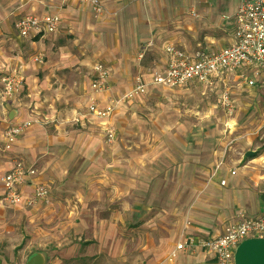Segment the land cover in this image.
<instances>
[{
  "label": "crops",
  "instance_id": "obj_1",
  "mask_svg": "<svg viewBox=\"0 0 264 264\" xmlns=\"http://www.w3.org/2000/svg\"><path fill=\"white\" fill-rule=\"evenodd\" d=\"M103 3L106 13L97 19L90 5L81 0H0V74L10 71L25 54H44L47 58L43 64L33 63L22 70V92L27 89L38 97L41 90L49 87L56 67L102 61L111 69V75L109 87L98 97L102 104L115 102L110 122L116 128L114 141L105 143L107 120L90 115L99 131L92 144L96 146L90 148L91 142L86 141L83 148L75 150L78 141L72 142L71 132L64 136L36 125L28 127L11 150L3 149L0 177L12 167L14 158L22 157L37 169L23 185L25 192L30 191L31 184L44 183L50 197L37 207L10 205L3 198L0 180V241L30 233L34 248L25 264H47L55 254L58 264H88L102 255L120 264H127L133 257L136 264L144 257L149 258L143 264H216L214 253L198 243L179 250L172 262L165 256L177 241L216 237L238 214L256 215L264 209V193L257 186L264 169L253 168V161L258 159L255 150L240 151L236 132L244 104L251 105L264 97V72L256 77L255 85L246 81L255 73V67L247 65L209 84L192 81L167 87L152 83L144 94L130 98L124 95L132 89L136 75L149 78L151 68L165 67L166 44L177 45L192 58L227 46L232 39L236 3ZM32 8L44 13L60 11L63 20L59 29L39 32L26 40L17 36L16 16ZM151 40L154 46L139 59L138 50ZM225 87L230 88L236 102L233 114L221 106ZM158 90L213 93L216 103L210 109L215 115L177 119L188 133L153 135L137 131L135 126L128 130L136 123L125 116L129 106ZM116 95L122 100H116ZM29 103L12 101L15 109L9 112V118L3 116L9 102L6 107L0 105L2 143L8 126L33 113L27 107ZM217 122L224 126L213 138L211 131ZM205 138L215 143L206 149L202 142ZM127 140L131 141L129 148L123 146ZM172 146L178 148L173 154ZM80 151L85 158L75 154ZM249 151L254 153L247 155ZM74 155L80 159L74 161ZM245 158L249 161L241 164ZM0 264L13 263L0 257Z\"/></svg>",
  "mask_w": 264,
  "mask_h": 264
},
{
  "label": "built area",
  "instance_id": "obj_2",
  "mask_svg": "<svg viewBox=\"0 0 264 264\" xmlns=\"http://www.w3.org/2000/svg\"><path fill=\"white\" fill-rule=\"evenodd\" d=\"M88 3L96 14H103L106 7L103 0H81ZM236 9L233 14V29L231 42L219 49L198 53L195 58L189 56L183 49L169 43L165 46L167 63L163 69L154 67L149 70L150 77L138 74L134 78L132 89L124 95L130 98L144 94L150 84L156 83L167 87H176L196 81L203 84L212 83L216 78L225 73H231L244 66H254V75L246 81L249 85L257 83V76L264 72V0H234ZM63 20L60 11H48L41 16L28 15L17 22L20 35L30 38L36 33H52L59 29ZM154 41H148L137 52L139 59L145 52L154 46ZM43 55L37 54L30 63L43 62ZM30 65V64H29ZM94 77L91 88L103 91L109 87L111 69L102 61H96L93 65ZM22 69L17 68L12 74L4 76L3 99L13 97L22 84ZM220 102L222 108L233 114L236 110V102L230 88L222 90ZM115 102L108 101L102 104L99 97L91 96L88 110L94 118L105 119V133L109 141H114L116 128L110 122L115 108ZM31 125V120H22L11 124L5 130V148L11 150L18 137ZM36 167L22 157L13 160L12 167L1 177L4 187L3 198L10 205L22 204L26 207H37L47 203L50 190L44 183L30 185V191L25 192L23 185L27 184V178L36 173ZM264 237V209L256 215L240 213L229 223L222 232L212 238L196 240H182L177 248L183 250L196 243L211 250L214 253L216 264H236L235 250L239 243L246 238Z\"/></svg>",
  "mask_w": 264,
  "mask_h": 264
},
{
  "label": "rangeland",
  "instance_id": "obj_3",
  "mask_svg": "<svg viewBox=\"0 0 264 264\" xmlns=\"http://www.w3.org/2000/svg\"><path fill=\"white\" fill-rule=\"evenodd\" d=\"M93 15L99 19L103 14H96L91 9ZM44 11L37 10L32 8L30 12L26 11L16 16L15 18V29L17 36H20L23 39H27L20 35L19 29L17 27V22L25 16L28 15H43ZM137 52V51H136ZM37 54L42 53H33L25 54L23 60L17 61L13 68H24L32 67L33 63H30L33 57ZM43 62H38L37 64H43L46 60V56L42 54ZM94 59L89 63H85L83 66L77 64L76 62L69 63L66 67H59L54 75L50 77V85L44 90H41V93L38 97H35L34 94L30 95L29 90L22 92V84L19 87V90L16 91L13 97L8 99H3L4 91V76L12 74L15 72L13 68H10V71H4L2 75L0 74V105L5 106L8 102L9 105H6V110L3 112L5 118H9V112L14 111L15 105L11 106L10 103L16 99L20 103H29L27 107L30 109L31 115H27L21 120H31V125L29 127L41 126L42 128L48 131H56L59 134H67L71 132L72 142L78 145L75 150H79L85 146V142H91L90 148L93 143H96L97 136L99 131L96 129V125L93 122V118L90 116L88 110V104L90 98L93 95L99 96L103 91H96L91 88V65ZM30 64V65H29ZM94 64V63H93ZM112 65V63H110ZM23 74V73H22ZM33 85V84H32ZM116 100H122V96L116 95ZM248 100V99H247ZM127 101V100H126ZM125 101V102H126ZM250 101V100H249ZM213 103H216V96L213 93H196L193 94H184L177 91L170 90H158L154 92L152 96H148L143 101L137 100L134 104L130 105L127 109L125 116L129 119L134 120L136 123L128 127L135 126L137 131L141 133H151L159 132L158 134H173V133H182L186 132L182 125L178 124L177 119H181L183 116L198 118L201 115L209 117L214 116L215 114L210 109ZM35 109V111H32ZM264 97H261L258 102L252 101L251 105L244 104V109L239 111V122L237 129V136H239V148L240 151L246 152L248 150H255V154L258 159L253 161V168L255 170L264 169ZM213 113V115H212ZM207 114V115H206ZM224 124L217 122L216 128L211 131L213 138L218 136L221 127ZM225 130V128H224ZM224 132V131H223ZM226 133L228 131H225ZM208 134V133H205ZM80 135H82L80 137ZM128 135V131H127ZM76 138V140H75ZM206 139V138H205ZM105 143H112L106 138H104ZM205 144L204 148H210V145L214 144L215 141L207 138L205 141H202ZM131 141L127 140L124 145L121 142V145L125 148H129ZM163 144V142H157ZM170 143V142H168ZM176 144V143H175ZM178 145V144H176ZM6 151L5 144L0 140V162L4 158V151ZM172 154L178 150V148L172 146ZM244 150V151H243ZM92 150L90 151V153ZM77 154H81V151ZM165 154V153H163ZM75 156L74 161L80 159V157ZM114 154L110 155V163L112 162ZM81 157L85 158V154H81ZM15 159V158H14ZM13 159V160H14ZM90 161V159H88ZM249 161V158L242 160L243 162ZM34 164V163H33ZM35 165V164H34ZM36 167V166H35ZM258 187L264 193V175L260 178ZM22 237H13L10 241L4 239L0 241V257H6V259L13 264H25L28 258V253H33L32 249V235H26L25 232H22ZM180 241H177L175 245L171 247L169 252L166 254L165 259L168 261H173L178 254L179 249L177 245ZM30 246L27 248L26 246ZM149 257H144V261L139 262L138 264L147 263ZM59 257L51 255L47 264H58L57 260ZM134 257L128 261L127 264H136ZM88 264H120L111 260V257H106V255L100 256L98 259L89 261Z\"/></svg>",
  "mask_w": 264,
  "mask_h": 264
},
{
  "label": "water",
  "instance_id": "obj_4",
  "mask_svg": "<svg viewBox=\"0 0 264 264\" xmlns=\"http://www.w3.org/2000/svg\"><path fill=\"white\" fill-rule=\"evenodd\" d=\"M253 153L249 151L247 155ZM234 257L236 264H264V237L244 239L237 246Z\"/></svg>",
  "mask_w": 264,
  "mask_h": 264
}]
</instances>
